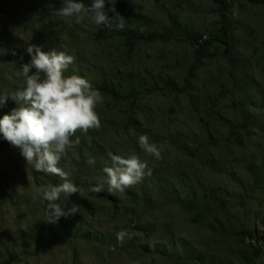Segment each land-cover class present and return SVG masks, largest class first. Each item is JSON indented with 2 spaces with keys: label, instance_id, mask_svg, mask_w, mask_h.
<instances>
[{
  "label": "rangeland",
  "instance_id": "rangeland-1",
  "mask_svg": "<svg viewBox=\"0 0 264 264\" xmlns=\"http://www.w3.org/2000/svg\"><path fill=\"white\" fill-rule=\"evenodd\" d=\"M62 6L0 0V95L25 86L17 72L30 44L65 51L75 56L65 75L104 97L101 127L77 132L60 161L84 193L61 195L79 211L56 223L36 189L64 181L0 135V264H264V4L118 0L124 29L143 37L133 42L55 18ZM16 107L0 105V118ZM140 135L162 159L139 148ZM109 151L136 153L151 176L123 193L90 192ZM122 229L135 235L120 245Z\"/></svg>",
  "mask_w": 264,
  "mask_h": 264
},
{
  "label": "clouds",
  "instance_id": "clouds-1",
  "mask_svg": "<svg viewBox=\"0 0 264 264\" xmlns=\"http://www.w3.org/2000/svg\"><path fill=\"white\" fill-rule=\"evenodd\" d=\"M117 2L91 0L86 5L77 0H63V6L54 9L53 16L61 20L74 18L77 24L88 19L97 26L119 31L124 29L125 20L116 10ZM26 50L31 60L17 72V76H23L25 86L11 94L0 95V105L6 104L9 99L17 104L10 114L0 118V135L12 147L20 150L27 165L37 172L55 175L64 181L59 186L48 185L36 189V195L44 205L46 220L56 223L62 217L67 218L79 211L78 206L67 211L61 207L58 203L61 195L70 196L80 192L83 196L84 193L71 182V172L61 167L60 161L68 157V150L74 147V143L79 144V138L75 142L71 139L77 132L87 134L89 130L100 129L101 118L97 108L103 104L104 97L84 77L65 75L70 65L75 63V56L65 51L46 52L32 44ZM12 55H16L15 51ZM138 144L147 155L156 160L163 158L161 150L149 142L147 135H140ZM107 155L112 166L103 168L106 176L96 178L95 186L89 187L92 193L104 191L105 184L108 193H123L152 174L147 162L134 152L123 156L109 151ZM87 163L94 166L96 161L90 158ZM115 235L117 244L123 245L133 239L135 233L122 229Z\"/></svg>",
  "mask_w": 264,
  "mask_h": 264
},
{
  "label": "trees",
  "instance_id": "trees-1",
  "mask_svg": "<svg viewBox=\"0 0 264 264\" xmlns=\"http://www.w3.org/2000/svg\"><path fill=\"white\" fill-rule=\"evenodd\" d=\"M246 1H248L252 4H264V0H246ZM99 33L100 34L101 33L106 34L107 36L120 35V36L125 37V39L128 42L143 40V37L141 35L135 34L129 30H126V29H122L119 31H117V30L111 31L108 28H104V29H100ZM149 36H152V35H149ZM151 38H154V37H151ZM100 90H103V89H100Z\"/></svg>",
  "mask_w": 264,
  "mask_h": 264
}]
</instances>
